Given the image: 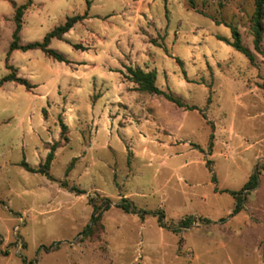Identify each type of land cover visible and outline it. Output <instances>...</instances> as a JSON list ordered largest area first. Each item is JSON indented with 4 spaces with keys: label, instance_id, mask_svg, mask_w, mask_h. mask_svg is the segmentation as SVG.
Returning <instances> with one entry per match:
<instances>
[{
    "label": "rangeland",
    "instance_id": "374dc122",
    "mask_svg": "<svg viewBox=\"0 0 264 264\" xmlns=\"http://www.w3.org/2000/svg\"><path fill=\"white\" fill-rule=\"evenodd\" d=\"M27 2L0 0V81L15 71L33 85H0V264H264L255 0H196L195 9L187 0H32L22 44L88 13L51 40L68 61L10 52L16 8ZM231 25L254 63L220 39L232 40ZM128 67L156 71L158 87L185 105L139 89ZM58 140L49 175L21 165L39 168ZM254 174V189L232 194ZM104 198L113 205L84 235ZM124 199L151 213L124 211Z\"/></svg>",
    "mask_w": 264,
    "mask_h": 264
},
{
    "label": "trees",
    "instance_id": "16d2710c",
    "mask_svg": "<svg viewBox=\"0 0 264 264\" xmlns=\"http://www.w3.org/2000/svg\"><path fill=\"white\" fill-rule=\"evenodd\" d=\"M189 5L192 8H196V0H187ZM32 3V0H28L27 3L19 5L16 8L15 13V19H16V29L14 31V40L11 44L10 52L16 49H22V50H28V49H41L45 53H47L49 56L59 60V61H68L65 56L57 52L56 50L52 49L50 47L51 40L53 38H62L65 33H67L69 30H71L74 25L83 19L87 17V14L84 15H74L70 16L66 19V21L52 29L50 32H48L43 41H37V42H31L27 44L20 43V37L19 33L22 29V17L24 14V11L28 8V6ZM256 8L255 12L252 18V31L254 36V45L255 49L258 51H261V43L263 40V33H264V0H255ZM168 16V11H167ZM219 23V22H217ZM232 40L226 37L220 36V39L226 41L230 45H232L235 49L238 51H241L244 53L251 62H255V55L253 52L242 43V37L239 29L236 26H232ZM7 67L12 68L10 64H8V57H7ZM128 71L130 73V77L133 81H135L139 85V89L155 94L164 95L169 100L174 101L175 103L184 106L185 104L182 102V100L179 97L174 96L173 94H170L161 88L158 87L156 84L157 79V73L156 71H145L141 68H134V67H128ZM6 81H16L18 83L24 84L28 89H31L33 85L24 77L18 76V74L13 71L6 76H4L1 81L0 85L3 84ZM196 107H191L190 109H195ZM61 121V138L67 139V125L60 119ZM61 145V141H55L51 146L49 147V152L46 156V159L44 163L39 168H33L30 166L26 161H22L21 165L25 167L28 171L31 172H39L42 174L49 175V170L51 167V164L55 158V153L57 148ZM212 146V142L210 144ZM209 163V161H208ZM71 167V166H70ZM70 167L68 170H70ZM65 185H67L65 183ZM258 185V175L254 174L250 177L249 181L243 186V188L240 191H232V194L239 195L244 190H250L254 189ZM70 190L75 191L77 193H84L85 191L77 188L76 186H72ZM242 201V199H241ZM113 205V202L109 198H104L101 204H94V210L91 217L90 223L85 227L84 229V235H91L94 231V228L100 223L102 219V215L105 210L109 209ZM241 202L235 207L234 212H238L240 208ZM116 206L122 208L126 212H133L138 213L141 217H145V215L151 213L148 210H141L137 208L132 202H130L128 199H124L122 202H118ZM154 214L159 215V221L161 223V226H167L166 222H164L165 214L162 210L153 212ZM191 218H185L182 219L175 229L181 228V227H187L190 224Z\"/></svg>",
    "mask_w": 264,
    "mask_h": 264
}]
</instances>
